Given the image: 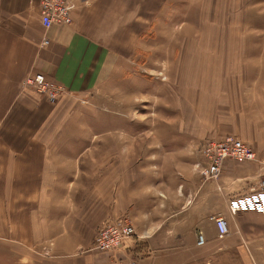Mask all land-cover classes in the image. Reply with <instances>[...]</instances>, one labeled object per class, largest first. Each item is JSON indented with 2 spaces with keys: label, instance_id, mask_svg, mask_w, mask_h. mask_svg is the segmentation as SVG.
<instances>
[{
  "label": "crops",
  "instance_id": "1",
  "mask_svg": "<svg viewBox=\"0 0 264 264\" xmlns=\"http://www.w3.org/2000/svg\"><path fill=\"white\" fill-rule=\"evenodd\" d=\"M69 2L70 24L45 29L40 0H0V264H259L264 211L233 210L228 201L264 179V57L245 81L218 75L198 84L256 154L226 160L216 180L203 181L196 148L213 133L187 119L171 85L163 94L170 104L159 110L167 76L148 67L174 63L176 47H185L164 30L175 15L169 0ZM148 31L156 43L146 41ZM159 35L169 40L165 57ZM140 50L149 51L146 61ZM35 72L62 86V97L52 102L23 88ZM187 87L190 100L197 90ZM144 94L155 98V120L130 115L143 109ZM112 114L122 117L115 130ZM210 216L240 232L218 237ZM108 222L130 223L135 235L115 252H96L93 238Z\"/></svg>",
  "mask_w": 264,
  "mask_h": 264
},
{
  "label": "rangeland",
  "instance_id": "2",
  "mask_svg": "<svg viewBox=\"0 0 264 264\" xmlns=\"http://www.w3.org/2000/svg\"><path fill=\"white\" fill-rule=\"evenodd\" d=\"M167 5H169L171 11L175 12V15L169 14L168 20L170 21V27H164V30L170 33L169 39L173 37L170 40L171 43L174 38L175 42L184 40L183 45L185 47L181 49L176 47L174 63L173 60L170 59V64H153L152 66L148 65V67L157 69L158 72H160L158 75L161 78L167 76V79L160 81V96L163 94L167 95L165 90H167L168 85H171L175 96L182 103L181 108L185 111L187 119L190 122H194L195 120L196 122H200L203 126H207L208 135L211 132L213 133V136L206 137L204 142L196 148L199 155L198 162L203 164L204 157L202 150L205 142L208 140L236 137L246 143L242 138L231 132L232 128L230 127H233V125L227 121V117L225 121L220 120L221 117L228 116V114L224 111H222L221 114L220 111L217 110L220 108L219 103L214 100L213 95H211L212 101L207 102L203 100L205 97L201 93L202 89L198 88V84L204 83L206 77H209V79L214 82V79L218 75L219 79L223 76L225 81L228 82L231 80V76H234L238 80L245 81L247 79V74H254L259 64L262 65V58L264 57V0H169ZM145 37L148 43H156V40L150 39L153 37L151 31H148ZM168 41L166 37L163 39L159 35V57L166 56V45ZM171 43L168 44L169 47H171ZM146 52L149 51L140 50L137 52L140 60L144 61L146 59ZM254 62H257L258 65H255ZM135 67H133L132 72H136ZM153 72L156 73L155 71ZM209 74L211 76H209ZM185 77H187L188 80H183ZM186 85L194 86L197 90L194 97L193 94L190 95V100L192 99L191 102L189 97H185V95L189 96L187 92L189 90ZM183 87L185 90H183ZM113 88L114 87H112V89ZM115 89L117 90L116 87ZM61 97L62 95L59 96L58 99ZM149 97H146L144 94L142 104L145 106L143 105V109L137 110L140 114H136L137 111L133 110L130 115H136L137 118L140 116L143 119L149 118L150 121H152L153 117H155L154 120L157 119V115L153 112L155 98L151 101ZM148 98L149 102L147 101ZM157 104L159 105V110H161L160 107L168 106L170 101L163 95L162 98H160V102ZM207 104L208 106H206ZM207 107L208 112L206 113ZM223 109L228 111L227 106H224ZM176 113L180 116L177 122H179V120L182 121V111L179 113L176 110ZM239 116L242 115L240 114ZM243 117L245 118V114H243ZM106 120L110 129L115 130L118 124L121 123L120 120H122V117H119L118 114H112L111 117H106ZM210 122L218 123L219 125L216 129L210 130ZM241 122L242 118L237 121L238 124H241ZM103 130L102 128H97V126L94 128V132ZM246 144L251 148L248 143ZM248 223H250V221L246 220L245 225ZM244 230L247 232V229ZM232 231L240 232L237 227L229 228L228 233ZM185 232L188 233L189 239H195L194 226H186ZM130 239L133 240L132 238ZM125 244L126 242H124L123 245ZM263 244L264 242H262V245ZM240 250L242 249L240 248ZM255 250L258 249H253V252ZM263 252L264 248L259 252L260 255H263ZM239 255L244 259L242 254ZM257 258L260 260L259 264H264V262H261L264 260V256H257ZM234 261L233 259L231 264H246L244 260L241 259H238L235 263Z\"/></svg>",
  "mask_w": 264,
  "mask_h": 264
},
{
  "label": "built area",
  "instance_id": "3",
  "mask_svg": "<svg viewBox=\"0 0 264 264\" xmlns=\"http://www.w3.org/2000/svg\"><path fill=\"white\" fill-rule=\"evenodd\" d=\"M73 5L69 0H40V19L45 29L57 24H70ZM44 38L42 44H47ZM23 88H29L42 94L54 102L62 92V86L49 79L41 72L27 75L22 83ZM204 163L199 166V174L203 180L216 179L221 173L226 160L244 163L256 160L255 152L241 139L225 137L220 140H208L203 146ZM229 207L239 211H264V179L257 189L247 193L232 196L228 201ZM213 219L218 237H223L229 231L228 222L223 216H210ZM135 235L134 227L124 222H108L102 224L93 238L91 249L96 252H115L123 247L126 240ZM199 233L198 243L203 242Z\"/></svg>",
  "mask_w": 264,
  "mask_h": 264
}]
</instances>
